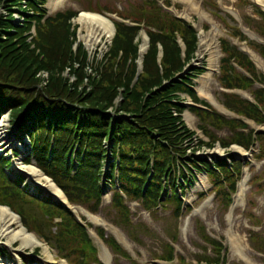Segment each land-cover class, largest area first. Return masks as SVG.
<instances>
[{
  "label": "trees",
  "instance_id": "1",
  "mask_svg": "<svg viewBox=\"0 0 264 264\" xmlns=\"http://www.w3.org/2000/svg\"><path fill=\"white\" fill-rule=\"evenodd\" d=\"M16 1L24 2L22 9H19L24 23L13 26L15 32L8 34L7 39L0 37V113L10 111L14 123H19L22 128V133H25L24 129L32 131L37 166L53 179L69 203L81 204L94 212L99 205V183L107 158L104 143L109 140L113 144V154H120V181L126 197L141 201L147 210L155 208L162 202L160 198L165 191L163 181L169 177L178 216L182 201L172 181L178 170V162L187 156L188 147L184 146L192 143L190 138L193 135L179 116L184 110L179 94H186L199 103L189 85H192V77L199 74L202 68L191 69L180 80L175 78L194 56L195 31L161 11L152 0L135 6L127 13L118 12L123 20L132 23L143 21L147 28L154 30H146L149 46L142 58L141 72L136 75L135 38L139 32L138 26L113 21L114 35L108 51L99 64H89L81 44L74 53L72 51L76 39L70 20L75 12H58L41 21L44 14L40 6L45 0ZM11 6L7 4L6 10ZM27 11L31 12L30 15L25 13ZM32 23L34 36L26 42ZM176 37L185 46L183 59ZM159 47L162 55L158 63ZM223 49V87L246 90L252 86L250 80L235 73L230 64L232 59H236L238 65L245 67L254 78L264 82L243 54L226 43H223ZM260 51L264 54V47H260ZM65 69L69 71L66 77L62 75ZM85 69H89L91 74L88 80L92 87L90 91H85L83 87V80L87 76ZM38 70L47 71L49 76L48 85L41 89L38 88L39 80L34 78ZM69 77L74 79L72 83L68 81ZM79 86L83 87V93L77 91ZM3 90L7 92L2 94ZM252 93L259 106L228 95H223V105L256 124H263L264 117L258 107L264 110V91L255 90ZM120 97L122 100L118 102L116 99ZM191 110L198 117L200 130L209 141L197 142L192 150L193 157L186 158L187 164L194 171L207 173L216 195L227 205L230 203L229 192L235 191L243 163L235 159L230 168L225 161L217 159L212 164L204 159H195V151L202 146L212 148L216 142L223 148L236 144L248 150L253 144L252 131L244 135L238 131L245 126L242 122L226 120L214 111ZM174 112L177 116L173 115ZM209 127L216 130L227 128L231 135L219 140L209 131ZM258 139L261 142V155L258 157L264 159V133L258 134ZM52 147V159L49 161ZM75 150L80 159V168L71 176L72 166H67L68 156ZM10 165V161L0 158V204L17 213L27 230L45 238L71 264H89V258L95 255L96 249L85 229L62 206L31 197L19 181L10 180L5 173V168ZM181 176L185 183H190L185 174ZM113 207L118 212V222L129 228L128 209L124 205V198L118 193L113 197ZM56 218L60 222L55 223ZM53 227L55 233L51 231ZM251 239L255 243L259 241L254 235ZM209 243L218 255L221 246L214 241ZM108 245L115 253H122L113 239L108 241ZM171 252L170 249L162 260L169 261ZM218 260L219 256H216L215 261Z\"/></svg>",
  "mask_w": 264,
  "mask_h": 264
},
{
  "label": "rangeland",
  "instance_id": "2",
  "mask_svg": "<svg viewBox=\"0 0 264 264\" xmlns=\"http://www.w3.org/2000/svg\"><path fill=\"white\" fill-rule=\"evenodd\" d=\"M142 0H61L59 5L56 7L55 11L49 13L47 9V4L45 10L47 14H53L56 11H64L67 9L82 12L88 6L97 9L99 14L105 19L109 20L114 17L113 14H103L102 7H106L109 10L117 9L120 12L128 10L131 8V4H139ZM159 4L169 2V10L171 5L177 6V9L173 10V13L177 14L184 18L188 23L193 24L197 27L198 30V50L196 53V59L193 64L196 67L205 64V67L209 69V52L207 51V42H204L203 36L209 32H212L213 35L220 39L226 36V31L222 25L223 21L229 26H236V18L241 15V19L245 16H251L252 7H237L236 0H216V3L219 7L218 15L222 20H217L209 14V9L201 10V14H196L195 7L188 6L184 0H158ZM199 0H192L196 3ZM208 0H206L207 2ZM250 1V0H248ZM12 2V3H11ZM251 2V1H250ZM24 2H18L16 0H0V37L1 39H7V35L13 33L15 30L13 26L21 25V15L20 10ZM253 3V2H252ZM7 4H12L9 10H6L5 6ZM234 5L239 9H236ZM102 6V7H101ZM207 3L204 5L207 8ZM20 7V8H19ZM230 10V12H228ZM231 10L234 15L231 13ZM243 16V17H242ZM240 18V17H239ZM233 19V20H232ZM221 23H219V22ZM72 24L77 26V37L79 42L84 46L89 59L93 57L96 60H99L101 55L106 51V46L108 44V38L102 34L98 38L93 40L92 44L88 46L86 42V35L84 29H80L79 25L72 20ZM204 28H203V27ZM206 27V28H205ZM203 28V30H202ZM15 32V31H14ZM85 36L84 39H80V36ZM141 37L145 39L143 33ZM93 38V36H92ZM91 38V39H92ZM143 39V40H144ZM88 40V38H87ZM27 42V40H26ZM202 43H205L202 45ZM220 55L217 54L216 61L213 67V72L207 71L203 77H207L205 83L200 84L203 79L200 77L194 81L195 89L198 94L204 98V100L212 107L218 110L225 118L231 119L236 118L228 111L220 109L217 107L219 103L216 101V97H220L219 84L217 82L218 77V60ZM261 63V62H260ZM262 65V63H261ZM264 67V65H262ZM72 68V66H71ZM69 71L65 69L62 72L64 77L68 76ZM86 77L83 80V87L85 91L91 90V85L89 83L90 73L85 69ZM202 77V78H203ZM34 78L39 80V89L42 86H46L49 83V76L47 71L38 70L34 74ZM68 81L72 83L73 78H68ZM200 82V83H199ZM202 86V87H201ZM83 87H78V92L83 93ZM201 87V88H200ZM223 91V90H222ZM6 90H3L1 93H6ZM242 97H249L247 93H240ZM1 96V95H0ZM217 97V98H218ZM202 98V99H203ZM3 99V98H2ZM118 102H121V97L116 99ZM117 102V104H118ZM215 103V104H214ZM116 104V105H117ZM120 105V104H119ZM184 120L186 121V126L189 129H194L198 126L199 121L191 114L185 111ZM13 114L8 111V113L2 114L0 117V135H5L10 138H16L14 142L9 141L7 146L1 150V153L6 154L9 152L10 158L12 157L13 151L17 146L20 145L19 141L20 134L18 133V127L13 121ZM24 119L25 117H21ZM238 119V118H236ZM249 124V129L255 130H264V126H255L252 122L247 121ZM22 129V128H21ZM218 138H226L230 135L227 129L221 131H215L210 129ZM204 141H207L205 137L201 138ZM27 138H25V141ZM17 145V146H16ZM257 146L253 147V154H257ZM22 152H25L23 146L19 147ZM231 153L236 157L244 160L249 163V166L244 169V178L242 180L243 193L239 199L234 200V210L230 213L225 210L224 206L215 198V194L211 192V180L209 177H206L204 174L194 173L196 177L195 183L192 187H188L187 192L185 193L184 202L192 208V211H184L180 221L173 216L174 205H168L166 209H158L152 212H145L141 205L135 202H126L127 207L130 210L129 218L132 222V233L126 228H121L119 235L106 227L96 226L89 222L88 218L79 212L76 211V215L85 219L86 225L89 229L96 231L100 228L104 231L105 237H113L121 243L122 248L127 252L129 258H123L120 256H115L111 253L109 248L97 237L92 238L94 244L98 248V259L102 264H151V262L157 258V256H162L165 251V246L168 244L172 245L174 248V259L173 263L170 262H161V264H182L181 261L178 262V258L185 259L186 263L195 264L197 259L200 257H214L212 249L210 246L204 244L200 238V232L198 226L201 225L204 227V233L209 235L211 238L221 241L225 249V260L224 264H264V256L259 255L253 251L251 247V242L248 240V233L251 231H256L264 235V189L261 190L258 187L261 183H264V178L260 180L257 184L251 183L253 177H263L264 176V161L261 162L252 157L250 152H245L239 147L232 146L228 151H224L219 147H215L212 150L202 149L197 154L196 157L206 158L210 161V158L214 156H219L221 158L227 159V153ZM18 166L19 168L26 169L27 167L20 164V160L16 159L14 167ZM30 167V166H29ZM38 183H41L47 186L49 195L56 193L49 188L48 183L43 180H36ZM254 184V185H253ZM34 186V185H32ZM264 187V185H261ZM29 189V188H28ZM31 189V187H30ZM33 190V187H32ZM110 193V191H109ZM112 193H110L109 197ZM200 194H204L203 197H200ZM55 200H60L55 198ZM108 199L106 198L102 203L97 217L102 219L107 224L113 220L115 217L116 211L110 208ZM255 220L256 223L252 221ZM110 220V221H109ZM91 227V228H90ZM96 234V233H95ZM97 236V235H96ZM2 237V236H1ZM176 239L173 240L172 238ZM5 241V240H4ZM103 243V244H102ZM101 244V245H99ZM18 244L14 248L18 249ZM39 254L36 256H41L43 260L45 258L42 256L43 252L40 248ZM50 254L55 258V251L50 250ZM32 249L27 251L25 258L27 261L39 260L38 258L31 257ZM24 252V250H21ZM39 264H47L46 262L39 260ZM46 261V260H45ZM55 262L60 263L55 259Z\"/></svg>",
  "mask_w": 264,
  "mask_h": 264
},
{
  "label": "bare ground",
  "instance_id": "3",
  "mask_svg": "<svg viewBox=\"0 0 264 264\" xmlns=\"http://www.w3.org/2000/svg\"><path fill=\"white\" fill-rule=\"evenodd\" d=\"M184 1L190 7L196 6L190 0H184ZM255 1L260 3L258 0H255ZM60 2H61V0H48L47 8H48L49 12L52 13L56 9V7L59 5ZM74 22L79 25L80 29H84L85 33H87L86 42H87L88 46H90L92 44L93 40L98 38L100 34H102L106 37H110L112 34L111 24L103 16L98 15V14H90V13L80 12L78 14V16L74 19ZM92 36H93V38H92ZM84 38H85L84 35L80 36V39H84ZM87 38H88V40H87ZM207 47H209V46H207ZM143 52H144V43L140 45L139 55H142ZM209 56H210L209 66L212 67L215 64L216 54H213V52L211 51L209 53ZM206 80H207V78L204 77L203 83H205ZM7 136L0 135V144L2 145V146H0V149L3 148V146L9 142V139L11 140V138L7 137ZM27 171H29L32 174V176H34V177L35 176H37V177L39 176L40 178L43 177L42 174H40L35 169L29 168ZM47 182H49V188L52 189L56 193V195L61 200L64 201V197L61 194V192L49 180H47ZM79 212H83V210H80ZM83 213L85 215H87L88 219L92 223H94L95 225L100 224V225L106 226L98 218H95L94 216H91V215L87 214L86 212H83ZM0 220L3 221V226L0 225V237L1 236H7L9 239V242H12L13 240H16V239L21 240V242H22L21 247L22 248H26L27 246H31V247L41 246V244L36 239H34V237L31 234H27L22 230V228L18 225L17 219L14 215H12L7 209L1 208V207H0ZM8 224L15 225L16 229L15 230H8L7 229ZM42 248H43V250H45L44 247H42ZM46 255L49 256L47 258H49L51 260L50 254L47 251H46Z\"/></svg>",
  "mask_w": 264,
  "mask_h": 264
}]
</instances>
